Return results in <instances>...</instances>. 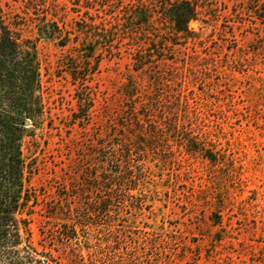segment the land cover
Here are the masks:
<instances>
[{"label": "rangeland", "instance_id": "1", "mask_svg": "<svg viewBox=\"0 0 264 264\" xmlns=\"http://www.w3.org/2000/svg\"><path fill=\"white\" fill-rule=\"evenodd\" d=\"M0 1L7 12L24 15L29 0ZM33 1L40 9L45 2V7L51 3L66 7L68 28L75 26L71 22L81 18L78 15L95 16L99 11L104 16L98 0L89 9L85 8V0ZM122 5L118 0L116 6ZM245 17L254 22L230 29L234 38L228 46L221 42L212 44L202 54L207 59L209 56L205 55H211V60L202 61L197 68L198 82L183 85L184 90L189 88L186 93L194 94L191 103L201 117L199 124L204 133L209 132L202 139L219 157L220 166L189 154L173 142L155 153L149 150L144 161L138 162L142 176L137 190L130 192L134 199H117L112 208L110 214L116 226L110 230L114 233L104 224H84L76 213L68 221L78 236L71 242L72 247L81 250L86 263L90 251L103 249L108 255L116 252L121 264H264V29H255V19ZM191 24L190 29L202 37L212 32L210 26ZM26 36L34 37L28 31ZM131 44L127 38L114 42L115 53H120L121 59L105 58L89 76L87 85L92 86L97 96L87 119L88 112L80 110V97L84 96L79 84L74 83L66 68L61 69L67 50L62 51L56 42H38L43 80L50 93L53 129L37 132L40 150L46 151L38 152L40 170L32 182L51 194L46 200L81 207L84 201L80 197L55 199L54 191L58 188L64 192L65 184L71 182L81 186L86 178L84 171L90 166L93 178L99 176L100 158L92 157L91 151L99 137H114L115 143L125 141L115 136L119 129L115 123L125 125L126 128L120 129L122 134L133 131L121 89L128 78L141 82L145 77L133 71L127 53ZM190 46L188 42L187 47ZM236 48L241 50L240 61L233 62L236 57L227 54L229 49ZM167 57L181 61L185 56L168 53ZM82 73L89 74L88 67ZM189 78L191 81L193 75ZM87 103L84 100L82 106L87 107ZM73 115L81 117V122L73 125ZM151 119L157 120L156 116ZM107 126L111 128L109 134ZM111 147L108 144L107 151ZM102 197L99 192L91 196L94 204ZM40 226L39 222L32 224L34 244L40 250L45 245L55 257H61L62 264H69L59 241V224H43L41 230ZM115 237L114 249L106 248L109 240L114 245ZM109 258L105 257L100 264H112Z\"/></svg>", "mask_w": 264, "mask_h": 264}, {"label": "trees", "instance_id": "2", "mask_svg": "<svg viewBox=\"0 0 264 264\" xmlns=\"http://www.w3.org/2000/svg\"><path fill=\"white\" fill-rule=\"evenodd\" d=\"M85 1V8L89 9L96 0ZM120 1L122 10L116 6L118 0H98L104 16L99 11L95 16L78 15L81 18L72 19L75 26L70 28L67 8L59 4L45 7V2L40 9L29 0L21 15L7 12L0 1V264H62L61 257H55L50 248L42 245L40 250L34 244V222L40 223V230L45 227L43 224H59L58 237L69 264H100L108 256L110 263L121 264L116 252L108 255L103 249L90 251L89 263L85 262L81 250L71 244L78 239L76 229L68 223L72 214L76 213L84 224H104L114 233L110 229L116 226V221L110 213L117 199H134L130 192L137 190L142 176L138 162L144 161L149 150L155 153L169 147V142L212 165L221 164L202 139L209 132L204 133L199 124L201 117L191 103L193 92L186 93L189 88L184 90L183 85L198 82L197 68L202 61L211 60V55H205L209 59L202 57L203 52L218 42L228 46L233 37L229 30L244 27L249 21L245 16L255 19V29H264V0ZM192 22L210 26L212 32L202 37L190 29ZM27 31L34 37L26 36ZM126 38L132 43L127 53L133 71L145 77L141 82L130 77L121 89L133 131L122 134L125 125L115 123L119 127L115 136L125 141L115 143L110 135L99 137L91 151L92 157L100 158L99 176L93 178L90 166L84 171L86 178L81 186L71 182L65 184L64 192L58 188L54 191L55 199L80 197L84 201L81 207L46 200L51 194L32 182L40 170L38 152L46 151L40 150L37 132L53 129L50 93L44 84L43 61L37 44L40 40L52 41L62 51L67 50L61 69L66 68L74 83L79 84L80 94L84 96L80 97V110L85 109L90 119L97 92L87 85L89 76L105 58L121 59L120 53H115L114 42ZM240 51L229 49L227 55L236 57L233 62L240 61ZM168 53L185 57L181 61L169 59ZM86 67L89 74L82 73ZM189 75H193L191 81ZM84 100L87 107L82 106ZM155 116L157 120L151 119ZM73 117V125L82 120L77 115ZM106 129L107 134L111 133V128ZM108 144L112 145L111 151H107ZM95 192L103 193V197L94 204L91 196ZM37 216L42 219H36ZM115 239L114 245L107 241L106 248L114 249Z\"/></svg>", "mask_w": 264, "mask_h": 264}, {"label": "water", "instance_id": "3", "mask_svg": "<svg viewBox=\"0 0 264 264\" xmlns=\"http://www.w3.org/2000/svg\"><path fill=\"white\" fill-rule=\"evenodd\" d=\"M192 25V24H191Z\"/></svg>", "mask_w": 264, "mask_h": 264}]
</instances>
